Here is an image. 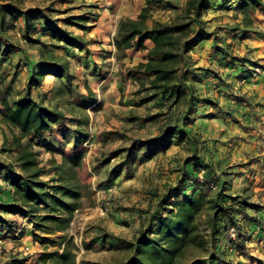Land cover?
<instances>
[{"label": "trees", "instance_id": "16d2710c", "mask_svg": "<svg viewBox=\"0 0 264 264\" xmlns=\"http://www.w3.org/2000/svg\"><path fill=\"white\" fill-rule=\"evenodd\" d=\"M231 1L241 19L226 23L224 27L231 31H255L254 15L257 11L264 13V0H221L219 4L227 6ZM212 5L210 0H184L182 5L173 0H145L136 18L125 17L118 22L113 38L118 56H124L129 47L144 48L145 39L152 42L145 61L128 68L125 76L135 81L144 92L138 102L152 101L160 109L143 118L144 121L159 122L157 133L148 138L133 139L129 146L122 148L124 156L112 167L111 173L118 175L121 167L143 163L165 152L172 144L184 143L189 150L176 168L175 183L164 182L162 191L158 188L149 190L155 204L138 209L139 214L145 212L142 217L146 222L140 224L131 238L108 231L97 234L106 249L124 252L120 264H233L223 245L235 250L244 249L242 226L237 215L249 219L250 229L258 226L259 220L247 213V208L255 205L246 196L228 191L229 172L218 169L212 156L204 154L199 147V136L189 126L192 115L200 113V107L207 103L218 104L217 100L199 94L196 83L212 76L215 84L221 79L211 68L201 67L202 73L192 72L189 52L201 41L212 38L213 43L208 49L212 59L228 65L237 57L230 54L228 45L218 44L216 30L208 29L203 13ZM154 8H172L174 13L168 20L156 19L148 25L146 21ZM86 13L67 15L63 19L67 24L85 26L82 21L97 17V14L90 15L92 12ZM59 19L40 7L24 8L16 0L0 1V122L17 130L13 139L15 152L5 140L0 146V178L9 186L6 199L0 200V235L3 236L14 229V217L33 222L46 232L63 230L69 224L72 211L79 206L75 202L79 196L77 184L72 177L64 176L63 166L65 162L78 165L82 156L64 155L60 163L51 156V169L58 173L45 179L41 175L47 169L40 163L35 150L36 147L43 148L51 154L61 151L59 134L68 138L70 133L75 141L86 140L88 136L81 128L83 120L71 125L58 106L45 102L44 97L34 98L32 94V89L39 87L48 74L59 79L60 86H63L56 93L63 92L72 83L74 76L69 72V58L50 48L61 47L66 53L73 47L86 48L87 41L61 26ZM9 28H16L19 39L26 46H38L40 52L36 65L28 68L22 91L12 89L14 74L8 78V58L22 49L6 36ZM45 35L49 38L48 43L40 40ZM88 90L89 96L74 103L86 108L95 102L91 90ZM135 118L130 117L131 120ZM118 151H110L104 163L119 155ZM200 171L202 180L198 179ZM48 221L56 227L46 225ZM229 226L234 227V238L228 235ZM34 235L40 242L46 239ZM54 253L57 254L48 252L43 259ZM57 255L62 259L61 264H77L68 251L63 250ZM23 261V258L12 257L5 264H23ZM82 264L100 263L82 260Z\"/></svg>", "mask_w": 264, "mask_h": 264}, {"label": "rangeland", "instance_id": "374dc122", "mask_svg": "<svg viewBox=\"0 0 264 264\" xmlns=\"http://www.w3.org/2000/svg\"><path fill=\"white\" fill-rule=\"evenodd\" d=\"M16 1L24 8L40 7L50 12L54 18H60L59 24L63 27V18L70 14H88L86 12L89 11L92 12L90 15L97 14V17L95 20L82 21L85 26H66L87 41L85 49L73 47L71 52L66 53L60 47L50 48L55 53L69 58L70 72L74 76L72 83L64 88L63 92L56 93L63 86H60L59 79L51 75L41 86L32 89L35 98L44 97L45 102L58 106L71 125L75 126L79 119L84 121L81 128L88 134L86 140L75 141L70 133L68 138L59 134L61 151L51 154L43 148H35L40 163L47 169L41 175L45 179L58 173L51 169V156L57 163L62 162L64 155L82 156L78 165L65 162L63 166L64 176L72 177L77 184L79 196L75 202L79 206L72 211L69 224L63 230L46 232L33 222L14 217V229L5 236L0 235V264L9 262L12 257L23 258V264H61L62 259L57 254L63 250L70 252L77 264H82V260L100 264H120L124 252L120 249H106L97 234L108 231L131 238L140 224L146 222L142 217L145 212L140 215L138 209H147L155 204V200H151L149 190L158 188L162 191L164 182L175 183L176 168L189 153L188 147L184 143L172 144L165 152L158 153L143 163L136 162L128 168L121 167L118 175L111 173L112 167L124 156L125 150L122 148L129 146L133 139L153 136L159 127V122L144 121L143 118L160 107L152 101L144 104L138 102L144 92L135 81L125 76L128 68L143 61L131 63L126 53L124 56H118L113 47L119 14L125 12V9L122 10L124 6L115 2L109 4L107 0ZM173 1L180 5L184 2ZM210 2L213 7L203 14L208 29L216 30L218 44L228 45L230 54L237 57L228 65L215 58H211L214 66L211 62L208 65H197L211 68L215 74H219L221 79L210 89L213 94L217 90L226 93L218 94V105L200 107V113L192 115L189 126L199 136V147L204 154L212 156L218 163L222 158L227 159L225 170L231 175L232 194L244 195L255 205L247 208V213L259 220L257 225L260 229L258 226L250 229L249 219L237 215L242 226L244 249L235 250L224 244L228 258L233 264H264V229L261 228L264 226V113L254 114L247 121L245 115L236 107L237 99L242 97L241 101L246 103V109L251 104H254L257 110L258 107L264 109V13L257 11L254 15L255 31H231L224 27L225 24L241 19V14L235 5H232L234 2H229L227 6H220L221 0ZM126 13L135 14L133 8L126 9ZM173 13L172 8H154L146 23L154 19L168 20ZM90 24L92 25L89 26ZM17 31L16 28H9L6 35L12 44L22 48L8 58V78L14 74L12 89L22 91L28 71L25 62L39 59L40 52L38 46H26L23 41L20 42V34ZM106 31H109L108 39ZM40 39L42 43L49 41L46 35ZM192 51L194 57L191 60L196 62L205 58L199 53L200 47L196 46ZM88 55L91 57H87ZM240 57L245 59L239 60ZM241 62L244 65H240ZM210 82L213 84V79ZM200 86L196 83L198 92L200 90L202 93ZM88 88L95 102L82 108L74 101L89 96ZM131 116L136 118L131 120ZM248 123L254 124V128L245 127ZM1 130L4 138L0 146L5 140L7 144L12 145V151L15 152L13 139L17 134L9 128ZM52 140L56 143L54 138ZM117 149L119 155L104 163L107 154ZM45 224L56 227L51 221ZM34 234L46 239L40 242ZM48 252L57 254L43 259Z\"/></svg>", "mask_w": 264, "mask_h": 264}, {"label": "crops", "instance_id": "0c3cea01", "mask_svg": "<svg viewBox=\"0 0 264 264\" xmlns=\"http://www.w3.org/2000/svg\"><path fill=\"white\" fill-rule=\"evenodd\" d=\"M211 1V0H210ZM107 2L110 4V3H113V2H115L116 4L117 3H120L122 6H124V8H122V10H124L125 12H121L119 15V18L120 19H122L123 17H126V15L128 16V17H133V16H137V14L139 13V11H140V9H141V7L145 4V0H107ZM179 5H180V3H178ZM29 7H31V6H29ZM128 8H133L134 9V12H135V14L134 15H130V13H126V9H128ZM123 13H124V15H123ZM204 14V13H203ZM71 15V14H70ZM131 17V18H132ZM118 18V19H119ZM203 18L204 19H206L204 16H203ZM155 20V19H154ZM153 22V20L151 21V22H147L148 23V25H150L151 23ZM115 23H116V20H115ZM69 24H67V23H65V28H66V26H68ZM73 25V24H72ZM113 27H115V25L113 26ZM66 29H68V28H66ZM69 30V29H68ZM235 31H240L239 29H236ZM73 32V31H72ZM244 32V31H243ZM73 33H75V32H73ZM18 34V33H17ZM76 34V33H75ZM217 34V33H216ZM78 35V34H77ZM79 36H81V35H79ZM82 37V36H81ZM40 38H43V36H41ZM109 38V31H106V39H108ZM41 40V39H40ZM19 41L21 42L22 40L21 39H19ZM41 42H42V40H41ZM212 43H213V40H212V38H210V39H206V40H203V41H201L199 44H197L196 46H198V47H200L201 48V51L199 52V53H202L204 56H205V58L203 57V58H200V59H198V61H191L190 63H189V67L192 69V72H198V73H202L203 72V70L202 69H200L201 67H203V66H197V65H208L209 64V62H211L212 60H211V56L209 55V52H208V49H209V47L212 45ZM144 44H145V47L144 48H139V47H129V48H127V49H125V53H126V57L128 58V60H131V63H137V62H139V61H145V58H146V53H147V50L152 46V42H151V40L150 39H145V41H144ZM88 45V44H87ZM195 46V47H196ZM113 47H115V46H113ZM194 47V48H195ZM61 48V47H60ZM193 48V49H194ZM192 49V50H193ZM64 50V49H63ZM190 51L189 52V55H190V57L191 58H193L194 56L192 55V53H193V51ZM198 50V49H197ZM65 51V50H64ZM66 52V51H65ZM71 52V51H70ZM90 55H88L87 57H89ZM136 56V57H135ZM91 57V56H90ZM135 57V58H134ZM39 59H37V60H28V64H27V67L28 68H30L31 67V65L33 64V65H36V62L38 61ZM32 61H34V62H32ZM207 61V62H206ZM128 64V63H127ZM130 64V63H129ZM211 65H213L214 66V63L213 62H211ZM195 67V68H194ZM212 67V66H211ZM203 68H208V67H203ZM213 68V67H212ZM241 69V68H240ZM69 72H70V68H69ZM71 73V72H70ZM191 74L192 73H189V76H191ZM49 76H51L50 74H48V75H46L45 77H44V79H43V81H45V79H47V77H49ZM214 78L215 77H209V78H205V80L204 81H201V82H198L201 86V91H202V93L200 92V90H199V92H200V94L201 95H207V96H209L210 98H212V99H215V100H217V102H218V100H219V96H218V94H222L220 91L218 92V91H216L215 92V94H213L212 93V91L210 90L211 88H213V86H214V83L212 84L210 81H211V79H213V81H214ZM129 79H131V78H129ZM42 81V82H43ZM41 86V85H40ZM204 86V88H202ZM215 86H216V84H215ZM219 89V88H218ZM226 96V95H225ZM34 97V96H33ZM35 98V97H34ZM38 99V98H37ZM230 99H232L231 97H230ZM241 100H243V98L242 97H240V98H238L237 99V109H239L244 115H245V117H246V119H247V121H249L250 120V118L252 117V115H254V114H257V113H264V109H262L261 107H258V110L257 109H255V106H254V104H251V106H249V108H247L246 109V103H243ZM218 104H219V102H218ZM217 104V105H218ZM249 104V103H248ZM205 105H209V103H207V104H205ZM239 107V108H238ZM260 111V112H259ZM262 121H264V120H262ZM248 124H250L251 126H252V129L254 128L253 127V125L254 124H252V123H248ZM247 124V125H248ZM5 128H9V129H11V130H13L16 134H17V130L16 129H14V128H11L10 126H8V125H6V124H4V123H1L0 122V144L2 143V141H3V135H2V130L1 129H5ZM251 128V127H250ZM213 163H215V164H218V169L219 168H221V169H226L227 168V159L226 158H222V160H221V162L220 163H218V162H215L214 160H213ZM253 164V161H251L250 162V165H252ZM231 176V175H230ZM231 181H232V179H231ZM227 188H228V191L229 192H231V193H233L232 191V187L230 186V183L229 184H227ZM8 190H9V186L8 185H5L4 184V182H3V180L2 179H0V200H2V201H4L5 199H6V195H7V193H8ZM7 234H9V233H7ZM7 245H10V244H8L7 243Z\"/></svg>", "mask_w": 264, "mask_h": 264}, {"label": "built area", "instance_id": "2783aa9c", "mask_svg": "<svg viewBox=\"0 0 264 264\" xmlns=\"http://www.w3.org/2000/svg\"><path fill=\"white\" fill-rule=\"evenodd\" d=\"M198 179L202 180V171L198 172ZM227 232H228V235L230 237H233L234 236V227L229 226ZM0 243H1V239H0Z\"/></svg>", "mask_w": 264, "mask_h": 264}]
</instances>
